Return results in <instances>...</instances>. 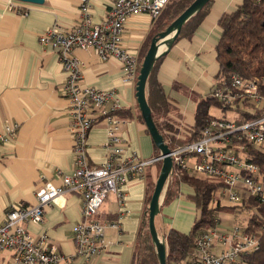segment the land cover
Wrapping results in <instances>:
<instances>
[{"label": "crops", "instance_id": "0c3cea01", "mask_svg": "<svg viewBox=\"0 0 264 264\" xmlns=\"http://www.w3.org/2000/svg\"><path fill=\"white\" fill-rule=\"evenodd\" d=\"M8 1L0 0V131L10 123L18 129L9 145L0 146V221L11 205L33 206L38 190L46 184L59 186L61 176L70 175L74 168L68 101L60 92L67 74L61 68L57 53L43 47L39 36L54 23L72 28L78 19L79 1L43 0L42 4H27L12 0V8ZM113 2L90 0L95 22L103 20ZM240 3L241 0H212L194 34L174 41L170 50L155 63L154 79L173 109L167 120L177 128L179 139L189 137L198 102L207 99L215 87L218 72L215 49L221 36L219 20L235 11ZM162 21L145 14L132 16L127 21L122 43L139 62L146 43L151 42ZM155 22L158 25L154 29ZM76 56L81 61L86 85L114 89L123 102L124 108L118 117L124 121L119 130L125 143L124 155L135 154L141 160L154 158L157 148L141 120L135 86L121 83L119 63L114 59L101 62L91 51H78ZM106 128V123L100 121L88 132L86 152L91 166L102 164L107 156ZM158 173V167L149 166L143 179L121 187L126 211L121 219L116 195H108L96 219L117 222L119 226L106 227L107 253L88 262L75 255L73 230L80 220L81 203L78 194L70 193L56 200L46 208L43 223L26 224L25 228L33 236L46 235L62 257L61 264H131L137 235L148 216V196ZM192 193L189 186L181 184L178 197L168 205L161 204L159 220L188 233L196 213L192 215L188 212L192 209L182 210V206L185 202L191 204L187 200ZM165 233L162 230L159 234L164 237ZM12 260V250H0V264H12Z\"/></svg>", "mask_w": 264, "mask_h": 264}, {"label": "built area", "instance_id": "2783aa9c", "mask_svg": "<svg viewBox=\"0 0 264 264\" xmlns=\"http://www.w3.org/2000/svg\"><path fill=\"white\" fill-rule=\"evenodd\" d=\"M78 1V19L72 28L54 23L39 36L43 47L57 53L61 68L67 74L60 92L68 101L74 168L70 175L61 176L59 186L46 184L38 190L33 206L8 207L0 221V250L13 251L12 264H61L62 257L47 236H33L25 225L43 223L46 208L70 193L78 194L81 199L80 220L73 230L75 255L88 262L107 253L105 229L119 225L96 219L101 205L109 194H115L121 219L126 213L121 187L143 179L146 168L161 161L158 157L141 160L135 154L124 155L125 143L119 136L124 121L117 115L124 108L123 102L114 89L103 90L84 83L76 53L91 51L101 62L116 60L122 72L121 83L135 86L141 64L123 46L125 25L130 17L140 14L158 19L169 0H114L100 22L93 19L90 0ZM8 3L12 8V0ZM210 97L223 108L242 106L243 112L255 117L240 123L209 121L194 142L170 149L173 169L216 180L222 184V196L232 204L241 203L243 193L264 204V174L246 156L247 145L264 152V76L246 80L232 75L229 84L214 87ZM100 121L107 127V156L102 164L91 166L86 139ZM17 129L15 124H7L0 131V146L9 145ZM215 223L197 237L192 257L182 264H234L241 254L258 249V237L246 232L244 226L223 224L218 212Z\"/></svg>", "mask_w": 264, "mask_h": 264}, {"label": "trees", "instance_id": "16d2710c", "mask_svg": "<svg viewBox=\"0 0 264 264\" xmlns=\"http://www.w3.org/2000/svg\"><path fill=\"white\" fill-rule=\"evenodd\" d=\"M193 1L194 0H176L169 5L163 15L164 21L161 22L159 29L153 36L163 31ZM211 2L212 0L184 24L175 41L181 37L190 38L194 34L195 30L205 18ZM263 23L264 0H241L240 5L235 11L224 14L220 18L219 26L221 28V36L215 49L216 63L218 66V72L215 77V87L229 84L232 75H238L246 80L264 76ZM149 45L150 40L145 45L144 56ZM143 58L139 64L142 63ZM154 70L155 65L147 80L146 98L158 132L162 135L169 149L194 142L200 135V131L204 126L207 125L209 121L213 120L210 116H207L208 107L214 104L223 108L222 105L216 99L211 98L210 94L207 99L200 100L195 112V123L191 128L189 137L183 140L177 138V128L167 120L173 109L169 106V103H167L161 86L154 79ZM227 109V107L223 108L224 111ZM232 109L240 112L245 120H251L255 117L250 113L243 112L238 105L232 107ZM119 113H121V111L117 113L118 116L121 115ZM156 151L155 157H158V150ZM246 156L247 160L257 165L264 174V152L251 145H247ZM157 164L158 167L161 166L160 162ZM181 184H185L192 189L193 193L189 195L188 198L195 204L198 213H196L188 233H182L174 228H168L164 234L163 238L167 247L166 264H182L183 262H188V259L192 257L194 252L197 237L207 229L216 225V212L219 210L232 212L234 210L232 207H221L219 202H216L215 206L211 207V203H214V196L222 188L221 183L198 175L189 176L185 171L179 168H174L169 177L162 206L170 204L178 197ZM152 186H154V184H152ZM150 197L151 191L148 196V203ZM246 197H248L247 200ZM239 208L241 210L246 209L252 213V215L246 219L244 227L246 232L256 234L259 245L255 252L241 254L234 264H264V204L256 198L249 197L243 193ZM147 220L148 216L145 218L142 230H140L137 235L131 264H159L148 231Z\"/></svg>", "mask_w": 264, "mask_h": 264}, {"label": "water", "instance_id": "95a60500", "mask_svg": "<svg viewBox=\"0 0 264 264\" xmlns=\"http://www.w3.org/2000/svg\"><path fill=\"white\" fill-rule=\"evenodd\" d=\"M27 4H42L43 0H14ZM211 0H194L174 21L163 31L157 33L150 42L149 48L140 65L135 85V98L138 110L144 125L159 152L160 170L154 184L153 192L148 204V231L154 245L159 264H166L167 247L164 238H160L155 227V218L160 214V206L169 177L173 172V162L168 145L158 132L152 119L151 110L147 103L146 91L147 80L152 72L156 61L170 50L173 42L179 35L184 24L197 12H199ZM264 26V23H263Z\"/></svg>", "mask_w": 264, "mask_h": 264}, {"label": "rangeland", "instance_id": "374dc122", "mask_svg": "<svg viewBox=\"0 0 264 264\" xmlns=\"http://www.w3.org/2000/svg\"><path fill=\"white\" fill-rule=\"evenodd\" d=\"M173 2H175V0H169L168 6L171 5ZM161 15L162 16L159 17L160 20L163 19V14H161ZM157 25H158V22H155L154 29L156 28ZM229 107L230 108H228L227 110L224 111L223 108H220L219 106H216L214 104L210 105L208 107V110H207V116H210L212 119H216V120L221 119V120H225V121H228V122H238V123L243 122V117H242L241 113L236 111V110H233L231 106H229ZM240 108L243 109L242 106H240ZM155 166L158 167L157 164H156V165H151L150 168H154ZM148 168H146V169H148ZM158 169L160 170V166L158 167ZM214 181H216V180H214ZM153 188H154V186H152V188H151V194L153 192ZM221 193H222L221 190L216 193V195L214 196V203L213 202L211 203V207H214L216 202H219L221 207H227V208H231L232 207V208H234V210L232 212H230V211H220V210L217 211L218 213H220V215L222 217V223L223 224H230V225H231V223H233V224L242 225V227L245 226L246 219L249 216H251L252 213L247 211L246 209L245 210H241L239 208L241 203H239V204L230 203L228 198L226 196H222ZM247 199H248V197H246V200ZM187 201L191 202V204L190 203L188 204L187 202H185V204H183L184 206H182L184 209L182 208V210H186L187 211V208H189L190 210L192 209L191 210L192 212L191 211H188V212L191 213L192 215H194V213H198V209L196 208L195 204L190 199H188ZM224 214H227L226 216H230L231 215L232 217L237 218V221L234 220L233 218H231V216L230 217H226V216L224 217L223 216ZM158 217H156V219H155V227H156L158 235L160 236V238H162V236L160 235L161 231L162 230L167 231L168 228H170L171 226H170V223H168L166 221H163V220L160 221Z\"/></svg>", "mask_w": 264, "mask_h": 264}]
</instances>
